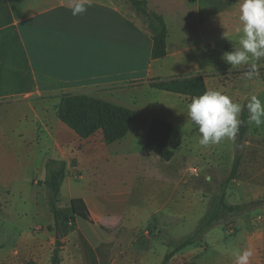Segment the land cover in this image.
<instances>
[{"label": "crops", "instance_id": "obj_1", "mask_svg": "<svg viewBox=\"0 0 264 264\" xmlns=\"http://www.w3.org/2000/svg\"><path fill=\"white\" fill-rule=\"evenodd\" d=\"M141 1L164 21L166 55L162 58H152V35L126 0H87V11L75 17L70 0H0V212L3 204L16 199L19 216L41 215V221L23 225L21 219L0 213V264L51 263L57 236L47 229L53 219L45 189L38 185L45 179L49 159L66 162L60 207L74 216L70 231L61 239L60 264H114L122 239L110 231L120 229L130 235V230L146 225L154 214L185 219L193 213L194 220H199L203 213V209L197 213L200 193L180 166L169 174L154 177L142 173L137 179L138 151H146L153 118L170 122L172 132L197 130L188 117L192 98L154 89L152 83L203 75L207 91H220L241 108L252 96L264 103V58L252 78L245 75L247 66L230 70L222 59L224 53L239 47L240 0H208L212 9L205 13L201 0ZM222 74L226 77L219 80ZM65 94L86 95L133 110L130 131L109 145L101 132L80 139L57 118L56 108ZM254 129L258 153L252 161L256 165L249 167L244 165L243 148ZM184 133L179 143L186 142ZM195 142L197 155L218 152L211 161L228 164L230 174L238 157L233 179L240 169L241 177L243 169L248 172V179L239 183L243 196L264 194V125L250 124L243 141L229 140L228 152L216 145L202 146L198 137ZM85 176L90 177V185H83ZM114 176L120 178L121 187L128 185L126 191L135 188L141 208L140 219L133 226L126 216H116L115 210L124 202L118 198L121 195L115 194L113 201L103 198L111 187L119 186L116 179L109 178ZM81 188L97 197L85 196ZM63 195L68 197L66 204L61 202ZM37 197L45 201V207ZM78 200L87 209L86 219L75 206ZM253 205L264 208V199ZM249 219L237 225L250 227ZM137 238L131 239L132 244ZM235 239L241 251L253 250L250 264H264V252L261 259L257 257L260 249L264 251L259 230L245 228ZM9 243L12 247L7 251L3 247Z\"/></svg>", "mask_w": 264, "mask_h": 264}, {"label": "rangeland", "instance_id": "obj_2", "mask_svg": "<svg viewBox=\"0 0 264 264\" xmlns=\"http://www.w3.org/2000/svg\"><path fill=\"white\" fill-rule=\"evenodd\" d=\"M221 4H216L215 6L221 8ZM200 5L204 13L209 8L212 9L208 0H201ZM225 77L226 75L222 74L219 76V80ZM184 132H187L188 138H186L185 143H179V137L185 134ZM197 137L199 140L197 130H193L192 128H188L186 131L174 129L169 141V147L175 153L174 157L170 161L164 162L150 151L148 152L147 149L145 151L146 153L138 151L139 158L136 163V173L138 176L137 179H139L142 173H148L157 177L166 173L169 174L173 169L180 166L183 170L182 174L192 177L193 181L190 184L195 186L200 193L201 199L200 204L197 206V213L203 209L202 216L198 221H195L192 216L194 215L193 213L188 214L185 219L168 218L164 214L158 213L154 214L146 225L130 230V235L120 229L110 231L113 236H121L122 239L120 250L114 256V264H234L235 257L233 256V252L235 250L241 251L238 245L240 242L235 239L237 232H241L245 228H249L250 232L257 229L264 242V208L253 205L256 200L264 199V194L254 192L243 196L239 183L244 178L245 180L248 179L246 177V173L248 172H244L243 169L244 177H241L240 169L235 179L230 180L231 169L229 165L221 161L219 163L211 161V159L218 156V152L215 154L213 152V156L209 154L197 155V144L195 142ZM256 137L257 130H251L247 136L249 144L243 148V155L245 153L246 159L244 165L249 167H252L253 164L256 165L255 161L252 163L256 159L254 156L258 153ZM216 146L220 150L228 152L230 142L228 139H225ZM193 168L197 170V173L190 172V169ZM80 170H82V167ZM209 177L210 179H208ZM36 178L40 180L41 177L37 176ZM89 178L85 176V180L83 181L84 186L90 185L88 183ZM109 178L111 180L116 179L117 184L115 185L119 186L111 187L107 198H103H111L113 201L115 194H118L117 196L121 195L118 198L124 202L120 205L119 209L115 210L116 216H126L129 225L133 226L140 219V215H138L140 211L138 210L141 208V204H138L135 188L133 192L132 189L126 191L128 185L121 187L120 178H117V176ZM73 183L80 185L81 182L74 181ZM250 185L253 186L252 184ZM119 188H121V193H119ZM84 189L81 188L80 190L86 192L85 196L97 197L96 194L86 190V188ZM64 195L61 197V202L66 204L68 197L66 198ZM222 196L224 197L226 205L233 207L230 212L221 209L220 203ZM248 197H251V201H244ZM37 198L40 204L44 202L45 207V201H40V197ZM103 198L101 197L100 199ZM19 204V200L10 199L7 204H3L0 213L4 214V217L8 216L9 218L21 219L20 222L23 225L41 221V215L35 216L25 213L19 216ZM81 204L82 206L78 210L81 216L86 219L88 217L86 215L87 209L82 202ZM245 218H250V227L247 225H237V222L239 224V221H243ZM110 219L113 220L116 217L114 216V218L111 217ZM69 226L71 227V225ZM124 236L125 241H123ZM133 237H138V240L132 244L131 239ZM1 240L2 235L0 232ZM11 247V243H9V245H5L3 248L10 251ZM262 252L264 251L261 249L258 251V260L261 259L260 254Z\"/></svg>", "mask_w": 264, "mask_h": 264}, {"label": "trees", "instance_id": "obj_3", "mask_svg": "<svg viewBox=\"0 0 264 264\" xmlns=\"http://www.w3.org/2000/svg\"><path fill=\"white\" fill-rule=\"evenodd\" d=\"M133 10L143 17L148 31L152 35L153 59H159L166 55V29L163 19L148 8L146 1L126 0ZM203 75H197L185 79H173L169 81L155 82L151 87L160 91L188 96L190 98L202 95L206 90ZM243 104L239 119L241 124L236 140L245 139L249 129V112ZM59 121L72 130L80 139H87L101 132L103 142L106 145L118 142L126 137L135 118V112L129 108L118 106L106 101L92 98L86 95L65 94L60 98L56 108ZM172 124L163 119L155 118L151 121L146 139L145 148L158 157L161 161L168 162L174 157V151L169 147ZM238 157H235L234 166L229 179L235 176ZM45 179L38 185L45 189V200L53 225L48 226L49 231H54L57 239L51 255L50 264H60V252L63 243L61 239L70 231V223L74 216L68 209L60 207V190L66 177L67 165L65 161L49 159L45 163ZM80 208L81 201H75V206ZM221 209L231 211L233 207L226 205L224 197L221 198ZM87 214V213H86ZM32 264V263H27Z\"/></svg>", "mask_w": 264, "mask_h": 264}, {"label": "clouds", "instance_id": "obj_4", "mask_svg": "<svg viewBox=\"0 0 264 264\" xmlns=\"http://www.w3.org/2000/svg\"><path fill=\"white\" fill-rule=\"evenodd\" d=\"M87 0H70L71 15H83L87 11ZM239 22L236 29L239 47L223 54V61L230 65V70L247 66L245 75L252 78L259 70V61L264 58V0H240ZM249 123L257 127L264 125V103L252 96L246 105ZM241 105L220 91L208 90L193 97L188 105V117L196 126L199 144L217 145L223 140H234L239 132ZM210 179V177L208 178ZM252 249L235 250L234 264H250Z\"/></svg>", "mask_w": 264, "mask_h": 264}, {"label": "built area", "instance_id": "obj_5", "mask_svg": "<svg viewBox=\"0 0 264 264\" xmlns=\"http://www.w3.org/2000/svg\"><path fill=\"white\" fill-rule=\"evenodd\" d=\"M190 172L197 173V170L195 168L191 169Z\"/></svg>", "mask_w": 264, "mask_h": 264}]
</instances>
